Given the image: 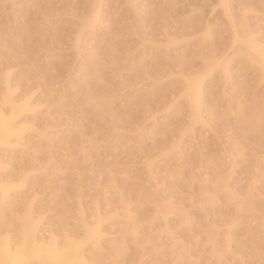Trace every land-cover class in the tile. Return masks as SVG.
Masks as SVG:
<instances>
[{
	"label": "rangeland",
	"instance_id": "374dc122",
	"mask_svg": "<svg viewBox=\"0 0 264 264\" xmlns=\"http://www.w3.org/2000/svg\"><path fill=\"white\" fill-rule=\"evenodd\" d=\"M229 4L0 0V111L7 79L31 107L0 239L31 215L93 264H264V0Z\"/></svg>",
	"mask_w": 264,
	"mask_h": 264
},
{
	"label": "bare ground",
	"instance_id": "6f19581e",
	"mask_svg": "<svg viewBox=\"0 0 264 264\" xmlns=\"http://www.w3.org/2000/svg\"><path fill=\"white\" fill-rule=\"evenodd\" d=\"M222 4L230 15L229 0H222ZM261 55L264 67V51L261 52ZM6 84L9 90L6 99L12 106V112L8 114L4 110L0 111V142H8L10 136L19 134L20 126L15 120L21 111L31 108L28 99L19 102L14 99L15 97H12L9 79L6 80ZM191 89L194 97L198 99L201 83L199 81L193 82ZM0 187L4 189L8 188V186L4 185H0ZM86 231V240L97 239L98 229L87 228ZM84 242L85 240H78L69 234H67L64 243L60 242L58 236L54 234L49 238L40 237L38 235V226L32 216L29 215L25 219L22 239L18 244L13 245L8 235L1 237L0 264H27L31 259H38L44 264L55 262H59L60 264H93L88 259L83 248Z\"/></svg>",
	"mask_w": 264,
	"mask_h": 264
}]
</instances>
